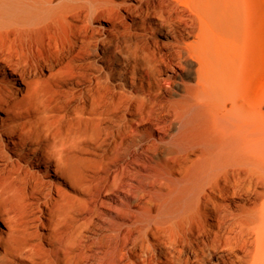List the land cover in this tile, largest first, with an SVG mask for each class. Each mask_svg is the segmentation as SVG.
<instances>
[{
	"label": "bare ground",
	"instance_id": "bare-ground-1",
	"mask_svg": "<svg viewBox=\"0 0 264 264\" xmlns=\"http://www.w3.org/2000/svg\"><path fill=\"white\" fill-rule=\"evenodd\" d=\"M256 15L0 0V264H264Z\"/></svg>",
	"mask_w": 264,
	"mask_h": 264
},
{
	"label": "rangeland",
	"instance_id": "rangeland-1",
	"mask_svg": "<svg viewBox=\"0 0 264 264\" xmlns=\"http://www.w3.org/2000/svg\"><path fill=\"white\" fill-rule=\"evenodd\" d=\"M257 1V15H256V20L260 26V30H259V38L261 40V42L264 44V0H256ZM264 69H260V73H259V81H262L264 78ZM260 83V82H258ZM262 83H264V81H262ZM261 83V85H262Z\"/></svg>",
	"mask_w": 264,
	"mask_h": 264
}]
</instances>
